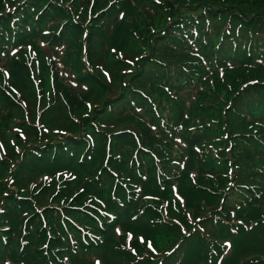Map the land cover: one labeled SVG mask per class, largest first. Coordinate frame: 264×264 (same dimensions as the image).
I'll return each mask as SVG.
<instances>
[{"label":"trees","instance_id":"16d2710c","mask_svg":"<svg viewBox=\"0 0 264 264\" xmlns=\"http://www.w3.org/2000/svg\"><path fill=\"white\" fill-rule=\"evenodd\" d=\"M254 232L264 0H0V264H264Z\"/></svg>","mask_w":264,"mask_h":264},{"label":"rangeland","instance_id":"374dc122","mask_svg":"<svg viewBox=\"0 0 264 264\" xmlns=\"http://www.w3.org/2000/svg\"><path fill=\"white\" fill-rule=\"evenodd\" d=\"M96 13V10L94 9L93 10V12H92V14H95ZM97 16V15H96ZM95 16V17H96ZM104 92V91H103ZM101 96H103V98L105 97V94L104 93H101ZM117 98V97H116ZM49 116V115H48ZM134 122H136V120L135 119H133V118H129V119H127L126 121H125V123H124V127H130V128H132V126H135L136 124L134 123ZM254 235H258L257 234V232H254L253 234H252V236H247V238H252L253 239V241L251 242V244H252V248H256V249H259V248H261L263 245H264V241H263V239H261V238H255V237H253ZM131 240V237L129 236V238H128V241H130ZM139 240L141 241V242H144V240H145V238L143 237V236H141V237H139ZM104 247H106L105 249H101L100 251H99V253H102V254H104V257H105V260L109 263V264H124V262L126 261V259L127 258H129L130 256H136V254L141 250L140 248H138V247H136V246H124V247H120V250H119V252H118V255H116L114 252H113V250H112V248H111V245L108 243L106 246H104ZM103 247V248H104ZM147 247L148 248H150V249H152L153 248V244H152V242H150V241H148V243H147ZM128 254L129 256H127V257H125V258H122L121 256L123 255V254ZM98 260H101V258H100V256H98V258H97ZM102 263V262H101ZM103 264V263H102Z\"/></svg>","mask_w":264,"mask_h":264}]
</instances>
